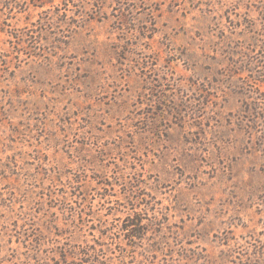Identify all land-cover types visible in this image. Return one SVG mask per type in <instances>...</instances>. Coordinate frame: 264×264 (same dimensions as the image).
<instances>
[{
    "label": "rangeland",
    "instance_id": "rangeland-1",
    "mask_svg": "<svg viewBox=\"0 0 264 264\" xmlns=\"http://www.w3.org/2000/svg\"><path fill=\"white\" fill-rule=\"evenodd\" d=\"M238 54H264V0H0V264L53 256L52 218L133 212L130 190L169 249L144 263L129 249L130 264H264V151L232 93Z\"/></svg>",
    "mask_w": 264,
    "mask_h": 264
},
{
    "label": "trees",
    "instance_id": "trees-1",
    "mask_svg": "<svg viewBox=\"0 0 264 264\" xmlns=\"http://www.w3.org/2000/svg\"><path fill=\"white\" fill-rule=\"evenodd\" d=\"M34 5L38 6L37 4ZM39 7L41 6L39 5ZM238 55L242 58L246 57V59L240 64L236 62V67L234 68L242 72L244 71L246 76L239 78L236 82L234 81V76L242 72L239 73L236 72L235 69H231V80L233 81L230 83L234 85L232 88L234 92L232 93L241 95L244 98L241 108L243 129L246 134H248L250 140L257 144L258 149L264 151V91L262 90V85L264 84V65L260 68L259 64V59H264V54H260V56H254L258 54ZM132 186L135 188L134 185ZM130 191L131 192L125 194V203L132 206L131 209L133 212L118 210L119 212L127 214L124 217H119L117 213H113L111 214L112 221L110 222L109 219L106 220L100 215H97L95 211L91 213L85 212L80 216L78 221L75 214H72V217L66 216L64 218L66 221L64 222V227L59 226L57 218L50 219L46 228H44L50 232V237H54L52 239V244L55 246V250H53L54 254L48 259L41 258V248H38L33 258L37 260L38 264H130L135 254H133L131 258L128 252L129 249H135L133 250L135 252L138 248L141 249V251L137 253V256L140 255V257H142L141 260H139L140 263H144V251L146 253L150 251L153 257L157 256V254L167 255L169 249L166 251L165 237L163 238V230L164 227H166L165 221L153 210V216L149 218V222L144 223V208H141V205L144 207V198L140 197V195L136 197L134 195V190ZM109 195L111 194L109 193ZM60 200L64 209H67L69 196L63 195ZM146 206L145 214L148 215L152 207H150L148 203H146ZM90 217L97 219L100 224L99 228L94 226V224L90 228L92 231L97 230L100 232V236L97 237V239L94 238L93 241L84 237V233H80L81 226H83L86 219ZM116 221H119V223L115 224ZM116 229H118L121 236L123 234L127 239L126 242H121L124 245L119 243L121 251L120 258L113 256L114 248L109 246V243L106 241L108 239L116 240ZM43 233L42 235H44ZM149 233L161 235L160 240L155 241L154 237V242L144 246V240H149V238H151L148 236ZM161 239H163V241H161ZM39 245L41 246V244ZM166 261L164 263L169 264Z\"/></svg>",
    "mask_w": 264,
    "mask_h": 264
}]
</instances>
